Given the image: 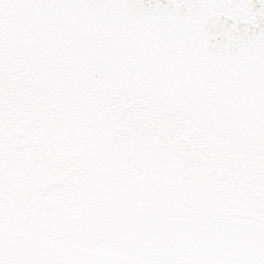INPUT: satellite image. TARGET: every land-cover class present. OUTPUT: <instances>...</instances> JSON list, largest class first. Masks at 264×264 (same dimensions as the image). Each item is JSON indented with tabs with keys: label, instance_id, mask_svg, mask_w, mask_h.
Here are the masks:
<instances>
[{
	"label": "snow or ice",
	"instance_id": "1",
	"mask_svg": "<svg viewBox=\"0 0 264 264\" xmlns=\"http://www.w3.org/2000/svg\"><path fill=\"white\" fill-rule=\"evenodd\" d=\"M0 264H264V0H0Z\"/></svg>",
	"mask_w": 264,
	"mask_h": 264
}]
</instances>
